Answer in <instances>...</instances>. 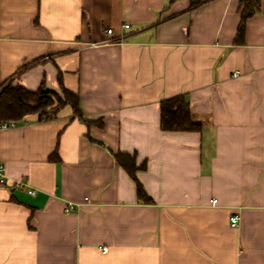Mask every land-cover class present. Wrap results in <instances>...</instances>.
Wrapping results in <instances>:
<instances>
[{
	"label": "crops",
	"instance_id": "0c3cea01",
	"mask_svg": "<svg viewBox=\"0 0 264 264\" xmlns=\"http://www.w3.org/2000/svg\"><path fill=\"white\" fill-rule=\"evenodd\" d=\"M198 1L0 0V83L82 114L0 130V264H264V0L239 41V0ZM181 93L200 132L160 128Z\"/></svg>",
	"mask_w": 264,
	"mask_h": 264
},
{
	"label": "trees",
	"instance_id": "16d2710c",
	"mask_svg": "<svg viewBox=\"0 0 264 264\" xmlns=\"http://www.w3.org/2000/svg\"><path fill=\"white\" fill-rule=\"evenodd\" d=\"M199 3L190 0L191 6ZM260 0H239V22L236 40L239 41L244 33L247 18L258 12ZM59 91L48 89L41 83L36 89H28L21 84L11 81L0 83V121L16 123L29 114H36L38 120L55 118L59 110L69 104L74 116L82 118L79 108L78 94L62 83L58 76ZM160 128L165 131H197L202 129V122L196 119L190 111L189 102L185 94H177L162 99L159 104ZM86 121V120H84ZM90 123L89 121H86ZM54 155H51V159ZM115 161L135 180L136 195L139 200L150 202L141 182L136 177V171L145 169L146 162L136 164L134 153L118 151L114 153Z\"/></svg>",
	"mask_w": 264,
	"mask_h": 264
},
{
	"label": "built area",
	"instance_id": "2783aa9c",
	"mask_svg": "<svg viewBox=\"0 0 264 264\" xmlns=\"http://www.w3.org/2000/svg\"><path fill=\"white\" fill-rule=\"evenodd\" d=\"M128 26L129 24H124V27H128ZM106 31L109 35L113 34L112 28H107ZM11 125H13L12 122H1L0 121V130L5 129ZM6 180H7V177L5 174V167H4V164L0 161V185L6 184ZM10 186L12 189L26 188L27 193L31 195L35 193L34 189L29 187L27 182L24 180H14L11 182ZM212 202H215V199H213ZM73 209H74V205L70 203L65 207L66 212L72 211ZM238 220H239V216L237 214L232 215L230 218V225L236 226L238 223ZM103 249L106 250V248H103Z\"/></svg>",
	"mask_w": 264,
	"mask_h": 264
}]
</instances>
